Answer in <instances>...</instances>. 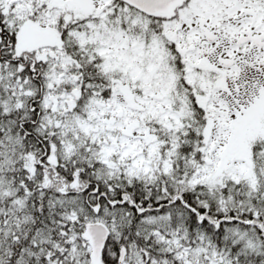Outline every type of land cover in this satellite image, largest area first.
Segmentation results:
<instances>
[{
	"label": "snow or ice",
	"instance_id": "obj_1",
	"mask_svg": "<svg viewBox=\"0 0 264 264\" xmlns=\"http://www.w3.org/2000/svg\"><path fill=\"white\" fill-rule=\"evenodd\" d=\"M0 264H264V0H0Z\"/></svg>",
	"mask_w": 264,
	"mask_h": 264
}]
</instances>
